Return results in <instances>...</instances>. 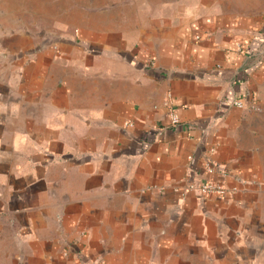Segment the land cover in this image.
<instances>
[{
	"label": "crops",
	"instance_id": "0c3cea01",
	"mask_svg": "<svg viewBox=\"0 0 264 264\" xmlns=\"http://www.w3.org/2000/svg\"><path fill=\"white\" fill-rule=\"evenodd\" d=\"M32 1L0 2V264H259L264 0Z\"/></svg>",
	"mask_w": 264,
	"mask_h": 264
},
{
	"label": "rangeland",
	"instance_id": "374dc122",
	"mask_svg": "<svg viewBox=\"0 0 264 264\" xmlns=\"http://www.w3.org/2000/svg\"><path fill=\"white\" fill-rule=\"evenodd\" d=\"M44 0H38V3L36 2L35 5L38 6V11L43 10V4L41 2ZM1 4H8V5H14L17 6L21 5V14H13V15H6V16H13V17H21V20L25 23L30 24L31 26H43L46 22L50 20V16L43 13V12H37L35 13L33 11L32 0H0ZM259 264H264V250L262 251L260 258H259Z\"/></svg>",
	"mask_w": 264,
	"mask_h": 264
},
{
	"label": "built area",
	"instance_id": "2783aa9c",
	"mask_svg": "<svg viewBox=\"0 0 264 264\" xmlns=\"http://www.w3.org/2000/svg\"><path fill=\"white\" fill-rule=\"evenodd\" d=\"M177 120L176 116L174 114H171V121L175 122ZM200 190L202 192H214L217 194L222 195L225 192L224 187L221 184H202L200 185Z\"/></svg>",
	"mask_w": 264,
	"mask_h": 264
}]
</instances>
